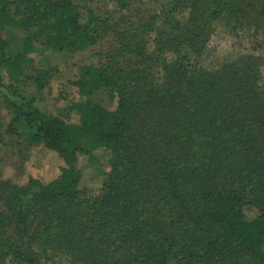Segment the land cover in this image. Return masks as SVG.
I'll return each instance as SVG.
<instances>
[{
	"label": "trees",
	"instance_id": "trees-1",
	"mask_svg": "<svg viewBox=\"0 0 264 264\" xmlns=\"http://www.w3.org/2000/svg\"><path fill=\"white\" fill-rule=\"evenodd\" d=\"M245 1L168 0L160 13L146 10L109 31L93 14L83 24L75 0H0V95L10 126L25 123L31 143L64 163L46 183L0 179L7 193L0 264H38L26 239L72 264H264L259 58L205 61L216 20L241 21ZM118 4L127 10L132 2ZM6 25L18 28L14 48ZM108 32L116 44L97 63L79 64L72 84L80 100L47 109L43 91L54 68L36 69L32 55L76 53ZM128 57L136 65H122ZM100 91L114 107L94 99ZM85 138L111 146V169L98 188L81 186Z\"/></svg>",
	"mask_w": 264,
	"mask_h": 264
},
{
	"label": "rangeland",
	"instance_id": "rangeland-1",
	"mask_svg": "<svg viewBox=\"0 0 264 264\" xmlns=\"http://www.w3.org/2000/svg\"><path fill=\"white\" fill-rule=\"evenodd\" d=\"M127 1L132 2V5L127 10H121L118 0H75L80 8V19L83 24H88L91 14H93L101 20L106 19V22L109 23L108 29L109 27L113 28L120 21H137L141 17L140 13L146 14V10L160 13L168 0ZM243 8L247 14L239 22L226 15L216 20L205 61L206 63L221 64L243 54L255 55L259 58L260 81L264 86V19H261L259 15L261 0H246L243 3ZM159 15L158 19L162 14ZM157 25L161 26L162 24L158 22ZM17 29L4 26L13 48L18 44ZM18 35H22V33ZM115 44L116 37L108 32L96 45L76 53L57 52L51 49L39 50L34 53L32 55L34 57L33 67L36 69L54 68L53 79L43 91L45 94L44 106L57 112L59 109L79 101V92L72 84L77 77L79 64L83 61L97 63ZM122 65L133 67L136 65V60L130 57L124 58ZM27 87L29 91H34L31 83ZM60 91L65 97H59ZM94 99L102 102L105 107L112 108L115 105L111 94L106 91H100L94 96ZM12 118L13 114L4 102V97L0 95V179L10 180L17 185H25L32 178L40 179L46 183L57 177L64 165L57 153L41 144L31 143L32 129L22 121L10 126ZM70 118L74 122L78 121V115L74 112ZM83 144L90 151V157L79 156L78 166L82 172L81 186L98 188L101 176L107 174L111 169V146L95 144L88 138L83 140ZM6 196V192L1 193L0 191V212L6 209ZM36 225L37 223H34L31 229H34ZM26 242L39 252L40 261L38 264H72L68 256L53 251L42 252L37 241L31 242L26 239Z\"/></svg>",
	"mask_w": 264,
	"mask_h": 264
}]
</instances>
